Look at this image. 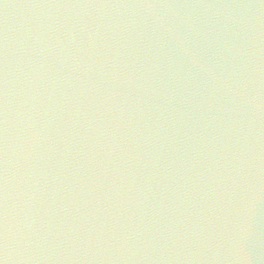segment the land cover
<instances>
[{
	"label": "water",
	"instance_id": "1",
	"mask_svg": "<svg viewBox=\"0 0 264 264\" xmlns=\"http://www.w3.org/2000/svg\"><path fill=\"white\" fill-rule=\"evenodd\" d=\"M3 264H264V0H0Z\"/></svg>",
	"mask_w": 264,
	"mask_h": 264
},
{
	"label": "snow or ice",
	"instance_id": "2",
	"mask_svg": "<svg viewBox=\"0 0 264 264\" xmlns=\"http://www.w3.org/2000/svg\"><path fill=\"white\" fill-rule=\"evenodd\" d=\"M0 264H3V262H2V261H0Z\"/></svg>",
	"mask_w": 264,
	"mask_h": 264
}]
</instances>
